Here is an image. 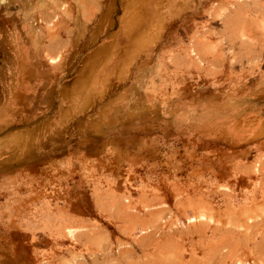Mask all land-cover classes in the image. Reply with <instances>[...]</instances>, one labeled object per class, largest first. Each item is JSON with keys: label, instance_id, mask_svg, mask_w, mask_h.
I'll list each match as a JSON object with an SVG mask.
<instances>
[{"label": "rangeland", "instance_id": "1", "mask_svg": "<svg viewBox=\"0 0 264 264\" xmlns=\"http://www.w3.org/2000/svg\"><path fill=\"white\" fill-rule=\"evenodd\" d=\"M263 8L0 0V264H264Z\"/></svg>", "mask_w": 264, "mask_h": 264}, {"label": "bare ground", "instance_id": "2", "mask_svg": "<svg viewBox=\"0 0 264 264\" xmlns=\"http://www.w3.org/2000/svg\"><path fill=\"white\" fill-rule=\"evenodd\" d=\"M260 2V1H259ZM247 4V3H246ZM259 4V3H258ZM262 7V6H261ZM245 8V7H244ZM264 9V8H263ZM221 10V9H220Z\"/></svg>", "mask_w": 264, "mask_h": 264}]
</instances>
